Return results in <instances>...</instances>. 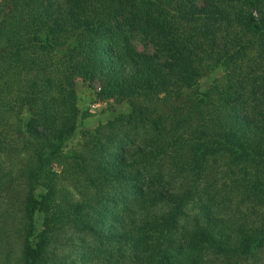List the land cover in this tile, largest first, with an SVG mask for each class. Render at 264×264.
Masks as SVG:
<instances>
[{"label":"trees","instance_id":"1","mask_svg":"<svg viewBox=\"0 0 264 264\" xmlns=\"http://www.w3.org/2000/svg\"><path fill=\"white\" fill-rule=\"evenodd\" d=\"M136 33L153 52L136 48ZM77 78L99 79L97 94L128 110L69 151L84 124ZM0 173V185L22 187L14 264L255 257L264 0H0ZM234 200L252 213L225 215ZM68 245L82 250L63 254Z\"/></svg>","mask_w":264,"mask_h":264},{"label":"rangeland","instance_id":"2","mask_svg":"<svg viewBox=\"0 0 264 264\" xmlns=\"http://www.w3.org/2000/svg\"><path fill=\"white\" fill-rule=\"evenodd\" d=\"M133 42L136 48L140 51L153 52L154 44L145 39L142 34L136 33L133 38ZM209 78L204 77L202 79V85L207 86ZM101 82L99 79L95 82H87L81 78H77L76 87L78 90L79 96V105L82 109L83 116V126L79 128L75 136L68 142L67 150L73 151L81 147L80 144L84 141L85 133L97 132L98 130L102 132L110 133L113 130V126L106 125L111 123V121H116L117 116L128 110V106L124 104H118L113 98H102L97 94V91L101 89ZM112 122V123H113ZM124 129L127 131L128 126H125ZM6 161V160H4ZM5 168L7 166H12V163L6 161L4 162ZM1 179V173H0ZM5 181L4 185H0V264H14L16 260L21 255L22 241L21 234L19 229L21 225L19 224V216L21 214V201H22V187L19 182L16 180L11 183ZM228 206H223L221 208L222 212L227 216H249L252 213L251 208L242 206L238 207L237 200L231 201L227 204ZM194 206V207H193ZM190 220L193 221L196 213L198 212V207L196 208L194 203L190 206ZM190 221V222H191ZM76 236L74 235V238ZM76 243H81V240L78 236L76 238ZM75 246H67L63 254L74 255L79 251H75ZM78 250V249H77ZM212 254V253H211ZM210 254V256H211ZM212 260H216V256L210 257ZM95 263H100L99 259L94 260ZM240 264H264V248L260 250L257 255L251 259L245 260Z\"/></svg>","mask_w":264,"mask_h":264}]
</instances>
